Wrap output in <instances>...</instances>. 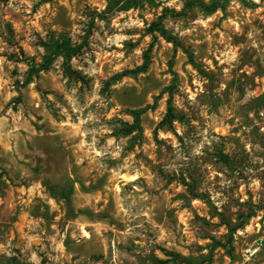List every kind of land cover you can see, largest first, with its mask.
Returning a JSON list of instances; mask_svg holds the SVG:
<instances>
[{
  "label": "rangeland",
  "instance_id": "obj_1",
  "mask_svg": "<svg viewBox=\"0 0 264 264\" xmlns=\"http://www.w3.org/2000/svg\"><path fill=\"white\" fill-rule=\"evenodd\" d=\"M108 1H0V264H264V0H140L19 89Z\"/></svg>",
  "mask_w": 264,
  "mask_h": 264
},
{
  "label": "trees",
  "instance_id": "obj_2",
  "mask_svg": "<svg viewBox=\"0 0 264 264\" xmlns=\"http://www.w3.org/2000/svg\"><path fill=\"white\" fill-rule=\"evenodd\" d=\"M1 2H6L7 0H0ZM53 0H39V4H46L50 3ZM140 0H109L106 5V9L104 12L97 13L95 12L93 17H91L90 25L87 27L86 32L84 36L82 37V40L78 44H74L71 40V38L66 34H59L57 36H51L48 40V42H44L42 46L44 47L46 54L40 64H34L32 61H28V70L26 71V74L24 76V80L22 83L19 84L20 88H25L30 83L33 82V79L37 77L41 72L48 71L49 68L54 64L56 60L59 58L62 59V66L64 69V72L67 74L71 73L70 68V61L72 58L77 56L82 49L87 45L88 39L91 34L92 25L94 21V17L99 19H104L107 15L113 13L114 11H127L129 9L135 8L137 6V2ZM149 4H155L157 0H146ZM160 5V4H159ZM199 5L202 9H209L208 13H212L216 10L217 4L206 6L202 2L198 1H189L186 3V7L188 6H195ZM169 12L168 8H164L162 11V14L157 17L155 21H152L148 27V34H150L153 38H156V35L161 37L163 40H165L168 43H172L173 46L176 48L180 45V43L177 41L175 37L170 35L168 31L163 27L162 22L165 18L166 13ZM184 14V13H183ZM23 53V52H22ZM148 61L145 60L144 64L140 67H138L135 71H132V73L135 72H142L147 68ZM18 89V90H19ZM171 94H169V97L167 99V112L165 115V119L169 122H172L175 120V116L173 114V106H172V100H171ZM148 110V107L134 110L131 114L133 117V123L127 124L124 123L125 127V134L129 135L132 133H140L142 131L141 128V116L146 113ZM237 226V228L241 227ZM184 261V260H183ZM180 262L184 263V262ZM186 264V263H184ZM187 264H193L190 261L187 262ZM197 264H203V262H198Z\"/></svg>",
  "mask_w": 264,
  "mask_h": 264
},
{
  "label": "bare ground",
  "instance_id": "obj_3",
  "mask_svg": "<svg viewBox=\"0 0 264 264\" xmlns=\"http://www.w3.org/2000/svg\"><path fill=\"white\" fill-rule=\"evenodd\" d=\"M254 1L258 2V0H254Z\"/></svg>",
  "mask_w": 264,
  "mask_h": 264
},
{
  "label": "built area",
  "instance_id": "obj_4",
  "mask_svg": "<svg viewBox=\"0 0 264 264\" xmlns=\"http://www.w3.org/2000/svg\"><path fill=\"white\" fill-rule=\"evenodd\" d=\"M182 264H184V263H182Z\"/></svg>",
  "mask_w": 264,
  "mask_h": 264
}]
</instances>
